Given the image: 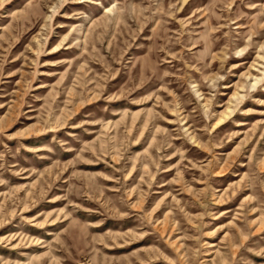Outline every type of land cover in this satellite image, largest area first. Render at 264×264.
<instances>
[{
  "label": "rangeland",
  "instance_id": "rangeland-1",
  "mask_svg": "<svg viewBox=\"0 0 264 264\" xmlns=\"http://www.w3.org/2000/svg\"><path fill=\"white\" fill-rule=\"evenodd\" d=\"M0 264H264V0H0Z\"/></svg>",
  "mask_w": 264,
  "mask_h": 264
}]
</instances>
